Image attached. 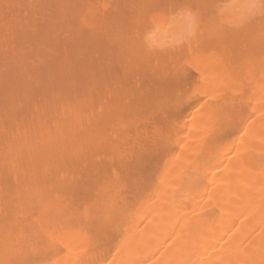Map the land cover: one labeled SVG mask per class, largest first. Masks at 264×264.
I'll return each mask as SVG.
<instances>
[{
	"label": "bare ground",
	"instance_id": "obj_1",
	"mask_svg": "<svg viewBox=\"0 0 264 264\" xmlns=\"http://www.w3.org/2000/svg\"><path fill=\"white\" fill-rule=\"evenodd\" d=\"M214 1L0 0V264H264V20Z\"/></svg>",
	"mask_w": 264,
	"mask_h": 264
},
{
	"label": "rangeland",
	"instance_id": "obj_2",
	"mask_svg": "<svg viewBox=\"0 0 264 264\" xmlns=\"http://www.w3.org/2000/svg\"><path fill=\"white\" fill-rule=\"evenodd\" d=\"M107 1H108V0H107ZM109 1H111V0H109ZM224 1H226L227 4H229V3H228L229 0H220V1L217 0V3H216V1H214V2H215L219 7H221V6L223 7L224 4H225ZM234 1H236V0H234ZM239 1H240V0H237V2H238V4H237V3H233V0H232V4H234V5L236 4V5H238V6L242 5V4L239 3ZM255 1H256V2H255ZM257 1H260V0H254V1L252 0L251 3L248 4L246 8H245V7L243 8L242 6H240V8H238V6H234V5H233L234 8L232 7V5H231L229 8L226 7L225 9H227V10L230 9V8L232 7V9H231L230 11L228 10L229 12H232V11L234 12L235 8L239 9V10L237 11L236 14H233V16L230 15L229 13H227V12L224 10V12L226 13V15H227V14L230 15V16H228L229 18H227L226 20H227V21H228L229 19L232 20L233 17L237 18V17H239V14L244 13V12H241V10H242V11H243V9H245V10H249V9L251 8V9H250L251 11L249 10V13L253 11L254 14L256 13V16L254 15V16H252V18H251V17H250V18L247 17V18H248L247 20H250V21L246 22V14H247V15L249 14V13L246 11L247 13L244 14V17H245V18L243 17V18L245 19V22H246V23H244V22H243L244 20H243V19L241 20V18H240V17L243 16V15L241 14L242 16L240 15L239 18H240V20L242 21V23H244L245 25L247 24V26H245V25H242V26L240 25V26H241L242 28H243L244 26H245V28H249V26H250V28H251V26H252V21H253V23H255V24H256L257 22H258V23H259V22H262V21L264 20V12L261 13V11H263L262 9H264V8H262V7H264V3H263L264 1L261 0V1H262L261 3H263V6H259V9H258V4L256 5V12H255V11H254L255 9H252V7H253V5H254V8H255V4L258 3ZM223 2H224V4H220V5L218 4V3H223ZM253 3H254V4H253ZM261 3H260L259 5H261ZM108 4H109V2L107 3V5H108ZM227 4H225V5L227 6ZM252 4H253V5H252ZM110 5H112V4H109L108 6H110ZM229 5H230V4H229ZM229 5H228V6H229ZM218 6H217V7H218ZM249 6H250V7H249ZM224 7H225V6H224ZM224 7H223V8H224ZM241 7H242V8H241ZM260 7H261V8H260ZM248 8H249V9H248ZM257 11H258V12L260 11V14H258ZM201 12H203V11H201ZM235 12H236V11H235ZM235 12H234V13H235ZM203 14H205V13H203ZM198 15H199V14H198ZM226 15L224 14L223 19H225V18L227 17ZM250 16H251V14H250ZM203 17H204V16H203ZM239 18H238V19H239ZM262 19H263V20H262ZM233 20H234V19H233ZM241 21H240V22H241ZM254 21H255V22H254ZM190 22H191V19H190ZM190 22H189V23H190ZM229 22H230V21H229ZM249 22H250V23H249ZM242 23H241V24H242ZM258 23H257V24H258ZM228 24H229V25H228ZM248 24H250V25H248ZM255 24H254V26H255ZM190 25H191V24H190ZM226 25L230 27V23L226 22ZM65 45H66V44H65ZM62 53L64 54V52L61 51L60 55H61ZM76 56H77V55H76ZM76 56H75V58H76ZM78 57H79V56H78ZM78 57H77V59H78ZM79 58H80V57H79ZM120 65H121V64H120ZM113 67H116V68L118 69V68H120L121 66H119L118 63H114V65L111 66V69H112ZM117 69H116V70H117ZM189 69H190L191 71L188 70V69H187V70L190 72L191 76H194V75H195V72H194L191 68H189ZM113 70H114V68H113L112 70H110V72H113ZM120 70H121V68L118 69L119 73H120ZM118 71H117V72H118ZM192 71H193V72H192ZM189 72H188V73H189ZM148 75H149V74H147V76H146V75L143 76V78H141V79H138V80L135 79V81H133V82H134L133 84H135V85H136V84H137V85L140 84V85L137 86V90H138V89H140V90L142 89L143 91H145L144 89L149 88V86H151V87L153 86V84L155 83V81H153V80H154L153 77H151V76L149 75V77H150V78H149ZM147 78H148L149 81L147 80ZM152 79H153V80H152ZM141 80H145V83H144V81H141ZM137 81H138V82H137ZM142 82H143L144 84H143ZM148 82H149V83L151 82V83L149 84ZM186 82H187V81H186ZM187 83L189 84V82H187ZM187 83H186V84H187ZM141 84H143V85H141ZM186 84H185V86H187ZM139 86H140V88H138ZM142 86H143V87H142ZM163 86H164V84H163ZM163 86H162V87H163ZM167 86H168V84L165 83L164 88H165V87L167 88ZM190 86H191V83L188 85V87H190ZM146 87H147V88H146ZM162 87H161V86L158 87V88L156 87L155 89H156V90H160ZM166 88H165V89H162V90H166ZM160 91H161V90H160ZM184 108H185V111H186L187 106L185 105ZM145 123H146V122H145ZM145 123H144V124H145ZM144 124H141V128H142V130H144V126H143ZM146 124H147V123H146ZM146 124H145V126H147ZM147 127H148V126H147ZM145 128H146V127H145ZM146 129H147V128H146Z\"/></svg>",
	"mask_w": 264,
	"mask_h": 264
}]
</instances>
